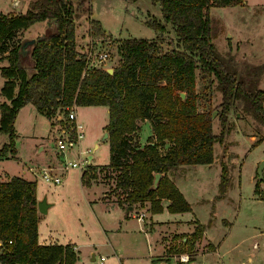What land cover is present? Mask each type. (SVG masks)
I'll return each mask as SVG.
<instances>
[{
	"label": "trees",
	"instance_id": "obj_1",
	"mask_svg": "<svg viewBox=\"0 0 264 264\" xmlns=\"http://www.w3.org/2000/svg\"><path fill=\"white\" fill-rule=\"evenodd\" d=\"M151 1L159 4L179 47L162 50L157 39H120L119 62L111 72L88 65L85 52L76 48L74 19L80 12L90 14V0H76V5L73 0H29L23 12L0 13V57L7 62L0 66L4 78L0 96L5 99L0 102V132L7 135L0 153L15 154L14 119L26 103L47 119L72 105H105L108 162L100 165V170L114 180L113 190L119 192L115 203L125 208L148 201L150 212L157 213L162 210L161 199H166L168 212L190 210L169 174L182 165L213 161V146L222 141L233 100H240L242 110L264 124V89L257 87L264 62L239 69L232 56L217 51L211 40L209 7L244 0ZM51 20L55 30H45L33 38L27 54L30 66L24 65L21 44H8L9 38L35 22ZM90 22V34L100 35V23ZM146 22L158 34L164 31V24ZM197 69L213 75L215 88L221 93L217 116L222 127L217 133L212 130L211 110L197 108ZM143 120L149 122L151 134L141 145L136 133L138 121ZM57 122L61 124L62 119ZM164 141L169 146L161 153L158 147ZM84 174L82 183L89 184L95 174ZM261 182L264 184L263 171L253 192L264 199ZM228 186V169L221 164L216 197H222ZM36 201L34 181L21 176L0 180V263L75 264L71 244L38 243ZM194 223L192 232L200 236L203 225L197 220Z\"/></svg>",
	"mask_w": 264,
	"mask_h": 264
},
{
	"label": "rangeland",
	"instance_id": "obj_2",
	"mask_svg": "<svg viewBox=\"0 0 264 264\" xmlns=\"http://www.w3.org/2000/svg\"><path fill=\"white\" fill-rule=\"evenodd\" d=\"M17 1L19 4L13 5V0H0V13L25 11L29 0ZM73 3L76 5V0ZM208 16L212 21L211 40L217 51L231 55L239 69L246 64L256 66L264 62V0L211 6ZM91 19L100 23L101 34L98 36L90 34ZM150 20L164 24V31L158 34L147 24L146 21ZM74 22L76 48L80 52L90 49V66L107 68L116 65L119 62V40L126 37L157 39L162 50L179 47L171 25L162 18L159 4L151 0H90V14L80 12ZM46 28V22H35L31 27L16 32L9 38L8 44H21L42 34ZM25 48L29 50L30 46ZM102 52L107 53V58L98 63L94 54ZM6 63L0 57V66ZM22 63L30 66L28 55L22 57ZM1 81L0 75V86ZM215 83L213 75L196 70L197 108L200 111L211 110L212 130L217 133L222 127L217 116L221 93L216 90ZM257 87L264 89V69L259 75ZM1 99L3 101L4 97L0 96ZM70 109L75 112L81 126L82 138L79 144L71 145L65 158L72 161L90 154V161L83 170L84 176L91 172L95 176L89 184H85L81 180V171L70 168L62 171L61 181L57 184L36 181L26 168L59 165L62 156L56 150L55 138L60 134V128L68 126L65 118ZM57 118L62 119L61 124H58ZM226 118L222 141L215 142L213 146V161L210 164L182 166L179 167L181 172L177 171L180 174L174 182L189 203L190 210L168 212L167 202L161 199L162 210L152 216L153 219L181 220L176 230L182 232L163 234L159 239L165 252L173 253L177 261L180 255L186 254L190 259V253L192 255L211 247L201 242V235L196 236L188 230L191 228L188 223L193 222L186 220L193 218L203 225L214 249L187 264H264V199L253 192L257 164L264 159V124L244 112L240 100H233ZM107 119L105 105H72L48 121L31 103H26L15 119V155L9 151L0 153V180H5L6 175L9 178L19 175L23 169L29 180L35 182L36 196L51 202L41 215L40 229L47 223L51 227L49 239L58 243L74 242L77 245L75 264H93L88 259L90 250L95 255H105V264L119 263L115 255L127 257L122 264H161L145 257L148 255L147 248L149 254L155 255L156 251L151 248L159 229L155 233L144 234L138 229L135 217H126L125 222L123 210L107 204L115 203L119 197V192L113 190L112 177H104L100 170V165L108 162L107 139H101ZM147 122L138 121L136 135L141 145L151 134ZM6 142L7 135L0 132V148ZM168 146L169 142L164 141L159 145V151L163 153ZM221 164L228 169L229 186L222 197H216ZM263 185L259 183L260 188ZM133 206L135 208L130 214L141 215L144 225H151L149 202ZM120 222H123L121 228ZM102 225H106L108 230H103ZM109 242L115 246V252L110 250ZM164 264H173L172 258Z\"/></svg>",
	"mask_w": 264,
	"mask_h": 264
},
{
	"label": "crops",
	"instance_id": "obj_3",
	"mask_svg": "<svg viewBox=\"0 0 264 264\" xmlns=\"http://www.w3.org/2000/svg\"><path fill=\"white\" fill-rule=\"evenodd\" d=\"M18 2V1H17ZM13 5H15L14 3H12ZM19 3H17L16 5H18ZM48 23V22H47ZM46 23V24H47ZM33 25V24H32ZM31 25V26H32ZM49 25V23L47 24V28L49 27L48 26ZM30 26V27H31ZM29 28V27H28ZM47 28L45 29V30H47ZM78 50V49H77ZM4 61V60H3ZM2 77V76H1ZM3 81H4V78L2 77V83H3ZM2 83H1V85H2ZM1 87V86H0ZM5 100V99H4ZM3 100V101H4ZM2 101V99L0 100V102ZM22 107H20L19 108V110H18V112H17V114H16V116H15V119H16V117H17V115H18V113H19V111H20V109H21ZM15 119H14V125H15ZM48 121H50L49 119H48ZM141 123H145V122H147V120H144V121H140ZM148 123V122H147ZM15 128V127H14ZM80 143V142H79ZM16 150V149H15ZM15 153H16V151H15ZM15 155V154H14ZM189 165H191V164H189ZM183 167H185V166H187V165H182ZM182 166H180V167H182ZM29 167H31V166H28L26 169V171L28 172L29 170H28V168ZM177 171H180L181 172V168H177L176 170H174V172H172L173 174H169V177L171 178V180L173 181V183L175 184V182H174V179L176 178V176L177 175H179L180 173L178 172L177 173ZM9 175H6V179L5 180H7V179H9V177H8ZM11 176H21V177H24V178H26V179H29V177L26 175V173H25V171L22 169L21 170V172H20V174L19 175H11ZM10 176V177H11ZM175 186H176V184H175ZM35 196H36V193H35ZM36 199L38 200V199H40V197H37L36 196ZM163 200H165L166 202H167V200L166 199H163ZM104 202V201H103ZM105 203V202H104ZM107 203V202H106ZM50 204H51V202H50ZM108 205H113V206H116L117 208H120L121 210H123V213H124V217H125V219L123 220V221H125L126 222V217L127 218H129V217H135V219L137 220V222H138V224H137V226H138V229L139 230H142L143 231V233L144 234H149V233H151L152 231L155 233L158 229H159V231L157 232V233H155V239H154V242H153V247L151 248V249H154L155 251H156V253H155V255L153 256L152 254H149V248H147V251H148V255L147 256H145L146 258H148V259H150V260H157V261H159L161 264H164V263H166L167 262V260L169 259V258H172V260H173V264H187L188 262H191V260H194L197 256H203V255H206L208 252H210V251H212L213 249H214V245L211 243V241H210V239L206 236V232H205V230L203 229L202 230V233H201V242H206V243H208V244H210V249H206V250H200V251H196L194 254H192L191 255V253H190V259L188 258V260L186 261V262H181L178 258V261L176 260V258H175V255L173 254V253H171V252H165V248L163 247V244L159 241V239H160V236H162L163 234H164V236H165V234L166 235H169L170 233H172V234H175V233H179V232H182V231H177L176 229H177V225L181 222V220L180 219H178V220H172V221H170V220H163V219H153V215L155 214V213H152L151 214V217L149 218V221H150V223H151V225H144L145 223H144V220L142 219V218H140V219H138L137 218V216L135 215V213L133 214H130V212H132V210L135 208L134 206H132V210H130V211H128V212H126L125 211V208H123V207H121V206H118L116 203H113V202H109V203H107ZM167 204V203H166ZM48 209V208H47ZM184 212V211H183ZM174 213H181V212H174ZM37 214H38V223H37V241H38V243H40V244H53V243H56V244H66V243H69V244H71L72 246H73V250H74V252H75V254H76V258H77V245L74 243V242H65V243H58V242H56V241H52L51 239H49V232L51 231V227L49 226V224H47V223H45V225L43 226V229L41 230L40 229V220H41V215L43 214V213H39L38 211H37ZM190 220H192V222L193 223H188V225H190V227L191 228H188V230L189 231H193V228H194V222L196 221V219H193V218H191V219H189V220H186V222H188V221H190ZM122 223L123 222H120V228H121V225H122ZM170 223V224H169ZM172 223H175L176 225L174 226ZM106 225H102V228H103V230H108V228L107 227H105ZM173 227V228H172ZM107 228V229H106ZM187 230V231H188ZM149 232V233H148ZM159 232H164V233H159ZM160 234V235H159ZM109 248H110V250L112 251V252H115V246L112 244V243H110L109 242ZM95 253H94V251H92V250H90V254H89V260L90 261H92L93 260V255H94ZM116 256V258L118 259V261H119V263H117L116 261H114L113 263H110V264H122L121 262L122 261H124V259H126L127 257H122V256H117V255H115ZM153 258V259H152ZM251 257H248V259H250Z\"/></svg>",
	"mask_w": 264,
	"mask_h": 264
},
{
	"label": "built area",
	"instance_id": "obj_4",
	"mask_svg": "<svg viewBox=\"0 0 264 264\" xmlns=\"http://www.w3.org/2000/svg\"><path fill=\"white\" fill-rule=\"evenodd\" d=\"M13 3L16 4L17 0H13ZM90 49L85 52L86 55V62L90 63ZM96 61L101 63L105 61L107 58V53H97L94 54ZM95 66V65H94ZM59 120V118H57ZM66 121L68 126L60 128V134L55 138V146L58 153L61 154L62 158L59 161V165H42L39 168L29 167L28 170L35 176L36 181H43V182H51L57 184L61 181L62 171L70 169V168H77L83 172L88 164L87 155L79 158L77 160H66L65 156L66 153L70 150L71 145L79 144L82 138V131L79 122L76 120V115L73 110H68L66 114ZM57 120V121H58ZM57 123V122H56ZM59 124V123H58ZM137 218L140 219L141 215H137ZM106 256L103 254L93 255V264H105ZM179 260L181 262H186L188 260V256L186 254L180 255Z\"/></svg>",
	"mask_w": 264,
	"mask_h": 264
},
{
	"label": "water",
	"instance_id": "obj_5",
	"mask_svg": "<svg viewBox=\"0 0 264 264\" xmlns=\"http://www.w3.org/2000/svg\"><path fill=\"white\" fill-rule=\"evenodd\" d=\"M48 23H49V25H48L49 27L47 28L46 31H50V32L54 31L55 30L54 21L51 20ZM33 42H34V39L33 38H30V39L24 40L21 43V45H20V55H21V57H23V56H25V55L28 54V50H26L25 47L27 45L30 46ZM105 70L107 72H111L112 71V68L111 67H107V68H105ZM180 95L183 96V92H181ZM107 136H108L107 132L104 131L103 134H102V136H101V139L102 140H105V139H107ZM90 158H91V155L90 154L87 155L88 162L90 161ZM263 168H264V159H261L258 162L257 169H256V173H257V178L258 179H260L262 177V170H263ZM158 175L159 174H157V173L155 174V180H154V182L156 181ZM49 205H50V203L45 200V197H42V198H40V199H38L36 201V209H37V211L39 213H45ZM130 210H132V205H128V206L125 207V211L126 212H128Z\"/></svg>",
	"mask_w": 264,
	"mask_h": 264
}]
</instances>
